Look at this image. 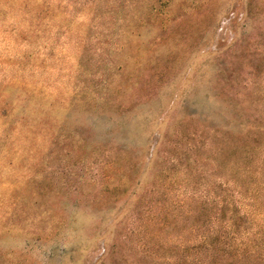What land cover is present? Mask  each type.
<instances>
[{
	"label": "rangeland",
	"instance_id": "1",
	"mask_svg": "<svg viewBox=\"0 0 264 264\" xmlns=\"http://www.w3.org/2000/svg\"><path fill=\"white\" fill-rule=\"evenodd\" d=\"M257 124L264 0H0V264H177L207 199L264 223Z\"/></svg>",
	"mask_w": 264,
	"mask_h": 264
},
{
	"label": "trees",
	"instance_id": "2",
	"mask_svg": "<svg viewBox=\"0 0 264 264\" xmlns=\"http://www.w3.org/2000/svg\"><path fill=\"white\" fill-rule=\"evenodd\" d=\"M246 130L239 135L243 153L250 151L252 147L256 149L263 145L261 151L264 154V125H250ZM188 138L191 144L194 142V150L198 151L199 145L196 141L199 134L191 132ZM231 144L233 143L230 139L223 136L221 151L224 154L230 153L233 149ZM260 164L262 165L258 169L264 170V160ZM241 170L246 176L254 173L247 166ZM243 192L240 196L245 199ZM249 193L248 199L256 203L259 198L258 191L252 190ZM168 213L159 210L144 212V230L156 232L155 228L168 226ZM178 215V224L182 226L179 237L182 240L187 237L189 239L180 245L182 258L177 264H264V223H257L260 215L257 209L245 212L224 200L207 199L196 201L193 206H183Z\"/></svg>",
	"mask_w": 264,
	"mask_h": 264
}]
</instances>
